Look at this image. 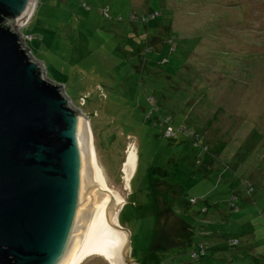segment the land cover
I'll list each match as a JSON object with an SVG mask.
<instances>
[{
    "label": "rangeland",
    "instance_id": "obj_1",
    "mask_svg": "<svg viewBox=\"0 0 264 264\" xmlns=\"http://www.w3.org/2000/svg\"><path fill=\"white\" fill-rule=\"evenodd\" d=\"M15 29L85 111L132 264H264V0H36Z\"/></svg>",
    "mask_w": 264,
    "mask_h": 264
},
{
    "label": "water",
    "instance_id": "obj_2",
    "mask_svg": "<svg viewBox=\"0 0 264 264\" xmlns=\"http://www.w3.org/2000/svg\"><path fill=\"white\" fill-rule=\"evenodd\" d=\"M35 5L0 0V264H70L93 235L103 191L86 114L15 29Z\"/></svg>",
    "mask_w": 264,
    "mask_h": 264
},
{
    "label": "bare ground",
    "instance_id": "obj_3",
    "mask_svg": "<svg viewBox=\"0 0 264 264\" xmlns=\"http://www.w3.org/2000/svg\"><path fill=\"white\" fill-rule=\"evenodd\" d=\"M28 18V17H27ZM87 123V122H86ZM88 143L95 175L98 183L103 191L97 202L95 203V225L91 239L87 242L80 253L70 262V264H80L83 260L92 255H100L106 258L110 264H126L121 256V250L125 248L128 242V232L123 227H119L115 212L124 203V198L112 190L103 182L91 142L90 124L87 127ZM128 161L123 165V174L126 180V187L129 186V179L135 169L136 155L133 144L127 151Z\"/></svg>",
    "mask_w": 264,
    "mask_h": 264
},
{
    "label": "trees",
    "instance_id": "obj_4",
    "mask_svg": "<svg viewBox=\"0 0 264 264\" xmlns=\"http://www.w3.org/2000/svg\"><path fill=\"white\" fill-rule=\"evenodd\" d=\"M154 11L153 10H151L150 8L148 9V16L151 14V13H153ZM27 34H30V35H32V33L30 32V33H27ZM35 37L36 36H33V38H31L30 40H28V41H32L33 39H35ZM163 61H165V60H162L161 62H163ZM82 97H84V99H85V102H86V95H83ZM85 102L83 103V105L85 104ZM84 111V110H83ZM85 112V111H84ZM164 121H163V124L165 125V123H166V120H169V119H167V118H165V119H163ZM169 123H170V125H171V121L169 120ZM172 126V125H171ZM173 127V126H172ZM173 129L176 131V129L173 127ZM180 131V130H179ZM163 135L165 136V137H169L170 138V136L168 135V134H166V133H163ZM196 138H198V135H196V137H195V139ZM244 185L245 186H247L245 183H244ZM250 190H253L251 187L249 188ZM231 202V201H230ZM206 203V202H205ZM231 204H232V206L230 207L231 209L232 208H235L236 207V202L235 201H233V203L231 202Z\"/></svg>",
    "mask_w": 264,
    "mask_h": 264
},
{
    "label": "built area",
    "instance_id": "obj_5",
    "mask_svg": "<svg viewBox=\"0 0 264 264\" xmlns=\"http://www.w3.org/2000/svg\"><path fill=\"white\" fill-rule=\"evenodd\" d=\"M150 15H151V14H150ZM150 15H149V16H150ZM149 16H148V17H149ZM146 18H147V17H146ZM29 36H30V34H25L24 37H25V39H27V40H30L31 38H33V36H30V37H29ZM22 40H23V39H22Z\"/></svg>",
    "mask_w": 264,
    "mask_h": 264
},
{
    "label": "clouds",
    "instance_id": "obj_6",
    "mask_svg": "<svg viewBox=\"0 0 264 264\" xmlns=\"http://www.w3.org/2000/svg\"><path fill=\"white\" fill-rule=\"evenodd\" d=\"M147 17H148V16H147ZM118 223H119V222H118ZM119 226H121L120 223H119ZM121 227H123V226H121ZM123 228H124V227H123ZM129 238H130V237H129ZM127 254H128V252H127Z\"/></svg>",
    "mask_w": 264,
    "mask_h": 264
}]
</instances>
